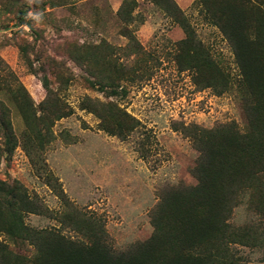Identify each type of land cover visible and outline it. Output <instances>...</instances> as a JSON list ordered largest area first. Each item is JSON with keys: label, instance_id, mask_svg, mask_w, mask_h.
Masks as SVG:
<instances>
[{"label": "rangeland", "instance_id": "1", "mask_svg": "<svg viewBox=\"0 0 264 264\" xmlns=\"http://www.w3.org/2000/svg\"><path fill=\"white\" fill-rule=\"evenodd\" d=\"M172 1L133 0L128 23L117 15L123 0H0V181L30 205L21 238L0 235L11 264H35L37 248V264L65 247L97 246L114 260L142 245L137 264H189L188 246L208 250L187 237L193 131L245 135L249 117L264 115V0ZM229 28L254 40L255 94ZM95 77L115 80L116 96L91 88ZM249 204L241 198L229 230L250 222L259 243L195 264H264V222Z\"/></svg>", "mask_w": 264, "mask_h": 264}, {"label": "trees", "instance_id": "2", "mask_svg": "<svg viewBox=\"0 0 264 264\" xmlns=\"http://www.w3.org/2000/svg\"><path fill=\"white\" fill-rule=\"evenodd\" d=\"M168 2L172 8H177L172 0ZM256 5L260 6V4ZM134 8L133 0H123L117 15L124 19L128 18L130 23L133 20ZM238 22H242L241 29L244 32L243 18H239ZM214 25L222 32L224 31L223 26L215 23ZM183 29L186 36L190 35L188 26L185 25ZM229 30L233 37L227 38L241 70L242 84L245 89L255 94L264 85L261 84L262 78L258 83L253 77L254 68L260 67V61L251 48L254 40L248 39L238 28H229ZM114 81L111 80L104 85L103 80L95 77V81L91 82V88H98L101 91L110 88L111 95L116 96V89L119 86ZM249 118L248 131L245 135H238L230 125L208 131L194 128L196 137L192 138V143L198 151V159L191 171L196 185L188 191L186 196V205L189 210V214L186 213L188 216L187 237L188 239L199 238L200 245H204L203 247L208 245L209 248L201 249L196 255L193 252V245L188 246L184 260H191L189 264H195L197 260L205 258H216L217 252L228 254L230 246L228 244L245 246L251 241L249 245L259 243L258 240H254L257 234L250 229L253 227L250 222L244 226V229L239 230V234H237L238 230L234 233L229 230L232 211L240 204L242 197H247L250 201L248 207L254 212L253 216H256L258 221L260 219L264 222V183L260 178L264 173V115L258 112ZM108 124L104 129L109 130ZM117 127L114 126L111 129L119 130ZM28 203V199L19 187L9 186L0 181V235H7L13 239L21 238V215L22 212L30 209ZM193 212L197 213L196 217H192ZM10 214H13L16 221L14 225L9 226ZM143 248L144 246L141 245L139 250L130 254V257L122 256L110 260L108 253L97 246L88 251L80 250V252L65 247L57 252L48 251L42 261L48 259L50 264H137L140 256L144 255ZM36 253L33 258L39 259L35 261V264L42 257L41 250L38 248ZM19 255L16 257L19 258ZM11 257L13 254L9 251V246L0 241V264H11ZM261 262H264V257ZM167 264L180 263L175 258Z\"/></svg>", "mask_w": 264, "mask_h": 264}, {"label": "clouds", "instance_id": "3", "mask_svg": "<svg viewBox=\"0 0 264 264\" xmlns=\"http://www.w3.org/2000/svg\"><path fill=\"white\" fill-rule=\"evenodd\" d=\"M30 15H31V13H30ZM36 19H39V17H35Z\"/></svg>", "mask_w": 264, "mask_h": 264}]
</instances>
